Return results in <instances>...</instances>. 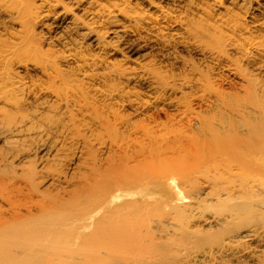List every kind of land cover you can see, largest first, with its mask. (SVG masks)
Here are the masks:
<instances>
[{"label": "bare ground", "instance_id": "1", "mask_svg": "<svg viewBox=\"0 0 264 264\" xmlns=\"http://www.w3.org/2000/svg\"><path fill=\"white\" fill-rule=\"evenodd\" d=\"M157 1L0 0L4 28L18 20L24 28L66 25L68 35L49 40L59 53L38 50L24 35L0 38V264H65L88 254L108 264L154 263L165 239L157 232L180 234L175 248L210 237L219 219L203 216L202 199L220 208L264 195V83L257 78L264 75V0H229L237 9L256 3L260 18L250 27L234 14L213 17L218 0H198L211 2L200 12L208 19L165 8L188 0ZM136 2L148 3L149 13ZM77 37L108 57L121 52L123 61L83 56ZM177 49L209 66L181 60ZM117 100L134 117L147 106L167 108L182 129L146 116L148 124L145 115L130 122L111 108ZM263 233L248 231L242 241ZM221 237L193 256L243 260L246 250Z\"/></svg>", "mask_w": 264, "mask_h": 264}, {"label": "rangeland", "instance_id": "2", "mask_svg": "<svg viewBox=\"0 0 264 264\" xmlns=\"http://www.w3.org/2000/svg\"><path fill=\"white\" fill-rule=\"evenodd\" d=\"M147 1L148 2L152 1V2H155V3L159 4V2L157 0H147ZM197 1L198 0H192V2H191V0H188L186 4L181 5L180 9L177 8V10L176 9H173L172 6H165V5H163V6H165V8L167 10H173L174 12H177V11H179L181 9H182L181 11L184 10L183 12L179 11L177 14L185 13L183 16L186 15V17L189 18V19L190 18L191 19H195L197 16L199 18L201 17V18H205L206 19L207 18L206 17L207 14L200 15V12H202V9L203 8L204 9L205 8L206 9H208V8L212 9V4L210 5L211 2L202 3V4H204V6H203V5H201V2H199V1L196 4ZM218 1L221 2V8H219L215 12L214 11H209L210 9L208 10L209 12L212 13L211 14L212 16H213V13H214V16L216 14L218 15V14H222V13L225 16L227 14H229L231 16L236 15V16H238V18L240 17L241 22L243 24L247 25L248 27H250V25L253 23V21L255 20V18H257V19L260 18L259 17L260 15L257 14L258 12L255 11L256 8H257V5L254 2L251 3V7L247 6V7H242V8H238L237 9V7H235V6H233L232 4L229 3V0H218ZM190 2H191V4H190ZM134 4H138V6H137L138 8H142V10L144 9V11H146V13H149L148 3H146V2L145 3L144 2L143 3H141V2L140 3L139 2L137 3L136 2ZM200 5H201V7H200ZM187 6H189V11L187 9L188 8ZM192 6H193V9L191 11ZM198 8H200V9L202 8V9L201 10L200 9L199 10H196ZM185 10H187V11L185 12ZM76 11L77 10H75L74 12L77 13L78 15H82V12H79V11L76 12ZM245 14H247V15H245ZM3 19L4 18L0 19V21L2 22V23L0 22V36H1L0 38H3L4 37L3 39H7L9 42H12L14 40V37H12V35L13 36L14 35H17L18 38H19V36L21 38L25 36L24 38L28 37L29 40L32 41L34 44L36 43L35 46L38 48V50L43 51V52H45L46 50L48 52L54 51V53L55 52H57V53L61 52L60 51V48L61 47L58 46L56 43L55 44L52 43L51 41H50L51 42L50 43L49 40H51L53 38L54 39H58L59 37L62 38L63 36L64 37H68V35L66 34V29H67V26L66 25H60V26H58V25H52V27L50 26L51 27L50 29L49 28H46V27L45 28H42L41 27L42 24L40 26L39 25H30L31 27L24 28L22 22H20L18 20V23L16 25H9L8 27L6 26L4 28L3 26L6 24L5 23L6 21L3 20ZM211 19H212V17H211ZM119 21H120V24H122V25L124 24V21L122 22L121 19H119ZM213 21H214V18H213ZM3 23H5V24H3ZM1 25H3V26H1ZM109 26H111V25H109ZM103 27L107 29L108 26L107 25H104ZM103 27H102V29H104ZM108 29H109V27H108ZM61 32L62 33L64 32V33L62 34ZM79 37H81V36H79ZM79 37H77V39L75 38L74 40L75 41L78 40V42L81 44V45L80 44L79 45L81 46V54L83 56L84 55L90 56V55H93L94 53H95V55L96 54L99 55V53H101L100 56H98V57H101L100 59H102L103 62H105L104 61L105 59H106V62H108V61H110V62L114 61L116 64H117V62L120 63V61H123V58L120 56L122 54L121 52L119 53V51H118L117 53H114L115 55H113L112 57H110V56L108 57L106 54L104 55L103 52H99L98 53L97 51H95L94 48H93V46L91 45V42L90 41H88V40L87 41L86 40L83 41V40H81L82 38H79ZM107 37L109 39H107ZM107 37H106L107 42H108V40L111 41L110 42L111 44L113 42H115V41L110 40L111 37H109V35ZM30 38H32V39H30ZM10 39H12V40H10ZM88 45H90L91 47L88 46ZM112 45H113V47L115 46L114 43ZM117 47H118V45H117ZM57 50H59V51H57ZM176 51H177V54L179 55V57H181V60H185L186 62L187 61L188 62L190 61V63L196 64L201 69H203L206 66H209L208 63L207 64L206 63L204 64L203 61H200L199 59H197V57H195L192 53L190 54V52H186V50L177 49ZM45 53H47V52H45ZM51 53H53V52H51ZM135 58L137 60H140L137 57H134L133 59H135ZM152 59H153V61L155 63L157 62V59L156 60H154L155 58H152ZM154 62L151 65L152 66L153 65L154 66H157L158 63L155 64ZM136 63H139V62L136 61ZM199 64H201V65H199ZM263 64H264V62H263ZM167 65L168 66L171 65L169 69L171 71L173 70L172 71L173 73L177 72L179 74V71H180V69H178L179 67H176V66L172 67L173 65H172L171 62L168 63ZM132 66L136 68V65H132ZM157 67H159V66H157ZM177 73H175V74H177ZM37 78H39V77H36V79ZM257 78H259L258 79L259 82L264 83V75L257 76ZM113 83L114 84H117V82H115V81ZM119 84L120 83H118V85H117L118 88H119V86L121 87V84L120 85ZM227 87H225V89ZM121 89H124V87L122 86ZM227 89L231 90V91H228V92H232L234 89L236 90V87L233 86V88H227ZM128 90H129V92L132 90V92L138 91V92L144 93V91H143L142 88H137V87L135 89H132L130 87V88H128ZM144 96H145V94L144 95L142 94L140 96L141 100L139 102H143V103H141L143 105H148V104H146V102H148L149 99H146L148 97L147 96L144 97ZM117 102H118V104H117ZM119 102H120L119 100H117L116 102H114L113 103L114 105H112L111 108H113V110L114 109L115 110L116 109L118 110L120 108V105H121V102L120 103ZM160 108L163 109V107H161V106H157L155 108H153L151 106L150 107L147 106V109L139 112V113H141V112H144V113H141V114L137 113L135 115V116L138 115L137 117H134L133 114H135V113L133 112V109L128 108V107L125 108V109H121L120 108V110L118 112L120 113V115L121 114H122V116L124 115V117L126 119L129 118V121L130 122H134V121H137V120H142V119H144V115H145V119L148 116H150V118L149 117L148 118L150 119V123L151 124H152L151 121H155L154 124L155 123L156 124L157 123L158 124H162V125L164 124L165 125V126H163L164 129H166V128L169 129L170 128L169 129L170 131H173V129L174 130H178L180 128L182 129V126H180V124L177 122L178 120L177 119L175 120V118H174V117L177 116V115H175V113L173 114V112H170L169 110H167V108H164L163 110L160 109ZM163 111H165V112H163ZM147 119H146V123L148 122ZM175 122L178 123V125L180 126V128L177 125V123H175ZM150 123L148 122V124H150ZM162 125L161 126L159 125V126L162 127ZM171 126H173L174 128L171 127ZM171 139L173 140L174 138L170 137V139H168V141L171 140ZM172 140L169 141V142L174 143V142H172ZM5 155H6L5 151L2 148V146L0 145V159H2ZM33 158H36V157L33 156ZM16 166H17V163H15L14 165H12L11 167H16ZM0 168H2L1 165H0ZM186 191L189 192V189L185 190V192ZM187 194L188 193H186V195ZM247 196H245V198H241L239 200L237 199L235 201H232V202H229V203H226V204L224 203V205L220 206V208L214 206L213 204L211 205V203L209 201H207V203H206V201L204 199H202L203 201L199 202L200 204L202 203L201 206H204L205 205L204 206V209H202V210L205 211V207L206 206H208L207 208H209V210L206 209V212H202L203 214L204 213L206 214V216H205V214L203 216L204 217H213V218L219 219V224H216V225L213 224L212 229H210V237H205L204 239H201V240L200 239H197V238H195V239L194 238L193 239H189V240H187L188 242L187 241H183L182 246L180 245L179 247L177 246L175 248L173 246H175V244H180L181 240L183 239V238H181V235L180 234L179 235L178 234H175L174 236H172L171 234H174L175 231L170 232V237H173L174 238L173 239V238H170V237L168 238V236H165V234L164 235L162 234L165 237L160 236L161 234H159L157 232V234H154V235H157L156 237H159V238L162 237V240L164 238L165 239L163 240V242L161 241L162 243L159 241L160 244H161L162 250L159 252V255L157 253V257H156L157 258V261L154 262V263H149V264H264V241H263L264 240V237H263L262 240H260V241L258 240L260 243L258 241L257 242H252V243H248V242L242 241V238L247 235L248 231L251 232V231H254V229H255V231H259L260 232L262 230V233L264 232V195H260V197L258 196L257 198H253V197H251L249 195H247ZM203 203H205V204H203ZM211 206H213L214 208L213 207L211 208ZM224 206H225V208H224ZM229 211H230V214L232 216L229 215ZM222 215H223V218H222ZM228 215L231 216V219L230 220L225 217V216H228ZM235 215H237V217ZM224 218L227 219L226 222H225L226 219H224ZM218 235H221L222 236L221 238H223L224 241L227 240V239H231V240L236 241L237 242L236 245L238 246V251H244V250H246L245 251V255H244L245 257L243 256L244 259L242 260V257L241 258L239 257L237 259V257H235V256L228 255V256H218L215 259L205 260V261H202V262H200L199 260H197L198 257H194V256L196 254L198 255V254H201L202 252H206L212 246H214V244H215L214 243L215 242V237L218 236ZM221 238H220V240H222ZM166 239H171L173 241H170L169 242L170 244H168L166 242L167 241ZM238 242H240L241 244L238 243ZM171 243H172V245H171ZM246 243H248V244H246ZM244 246H245V248H244ZM239 249H241V250H239ZM248 251H250V252H248ZM253 254L255 256H253ZM66 258L67 259L64 258L65 264H68V263L69 264H94V263L95 264H98V263L99 264H102V262H103V264H108V262H109V261L108 262H105V261H107V259H106L107 257L104 256V255H101V256H98L97 255V256H95V255H92V254H88V255H84L82 257L81 256L73 255V256H70V257H66ZM68 259H69V261H67ZM132 260H134V257L132 258Z\"/></svg>", "mask_w": 264, "mask_h": 264}]
</instances>
